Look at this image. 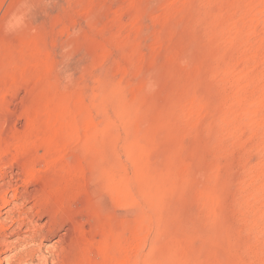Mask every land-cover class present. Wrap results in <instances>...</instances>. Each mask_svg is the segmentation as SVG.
<instances>
[{
  "label": "rangeland",
  "instance_id": "obj_1",
  "mask_svg": "<svg viewBox=\"0 0 264 264\" xmlns=\"http://www.w3.org/2000/svg\"><path fill=\"white\" fill-rule=\"evenodd\" d=\"M0 190V264H264V0H0Z\"/></svg>",
  "mask_w": 264,
  "mask_h": 264
},
{
  "label": "bare ground",
  "instance_id": "obj_2",
  "mask_svg": "<svg viewBox=\"0 0 264 264\" xmlns=\"http://www.w3.org/2000/svg\"><path fill=\"white\" fill-rule=\"evenodd\" d=\"M2 186V185H1ZM4 188H6V187H4ZM3 190H5V189H3ZM2 190V193H1V190H0V199L2 200V201H6L7 200V198H8V196H7V193L6 192H4ZM6 190H8V189H6ZM16 203V202H15ZM20 203V202H19ZM19 205V204H18ZM14 206H17V203L14 205ZM22 206V205H21ZM30 207H31V205H30ZM15 208V207H14ZM1 211V210H0ZM11 214V211H10V209L9 210H7L6 212H5V214L4 215H7V217L5 218L4 216H3V219H1V221H0V233L1 232H5L6 234H8L6 231L8 230V229H10V228H8L9 226L8 225H10L11 224V222H7V221H9L10 219H9V215ZM11 217V216H10ZM24 217H22V219H23ZM30 218V217H29ZM10 221H13V219H11ZM28 222V221H27ZM20 224V223H19ZM22 225V224H21ZM35 225V224H34ZM46 225V224H45ZM42 226V225H41ZM28 227V226H27ZM16 228V227H15ZM21 228V227H20ZM49 228V227H48ZM34 229V228H33ZM47 229V228H46ZM70 229V228H69ZM17 230V229H16ZM11 231V230H10ZM18 231V230H17ZM16 232V231H15ZM14 232V230L11 232L12 234H14L15 233ZM36 232V231H35ZM17 233V232H16ZM5 234V235H6ZM9 234H10V232H9ZM11 235V234H10ZM10 235H7V236H10ZM66 235V234H65ZM6 236V237H7ZM27 237V236H26ZM30 238V237H29ZM63 238V235H60L59 236V238H57V240H55V244L56 245H58V243H60V241H61V239ZM42 239V238H41ZM3 240H4V238H3ZM63 241V240H62ZM4 242V241H3ZM12 242H13V240H12ZM9 243V242H8ZM54 244V245H55ZM14 245V244H13ZM54 245H53V247H54ZM7 247V246H6ZM72 250V249H71ZM50 251H51V248H50ZM55 251V250H54ZM38 252V251H37ZM53 252V251H52ZM1 253V252H0ZM48 254V253H47ZM54 254V253H53ZM13 258L14 257H11V258H8V262H7V264H11V261L13 260ZM41 259H42V261H44L45 262V264H47V258H46V256H43V257H41ZM0 260H1V258H0ZM53 260V259H52ZM41 261V260H40ZM41 261V262H42ZM25 262V261H24ZM40 263V262H39ZM53 263V262H52ZM29 264H30V262H29ZM54 264V263H53ZM56 264V263H55Z\"/></svg>",
  "mask_w": 264,
  "mask_h": 264
}]
</instances>
